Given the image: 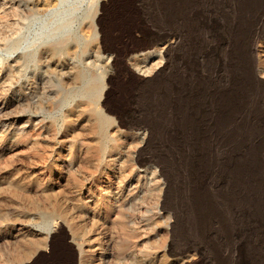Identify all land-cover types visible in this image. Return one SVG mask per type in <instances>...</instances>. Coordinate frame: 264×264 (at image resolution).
<instances>
[{"label": "rangeland", "instance_id": "rangeland-1", "mask_svg": "<svg viewBox=\"0 0 264 264\" xmlns=\"http://www.w3.org/2000/svg\"><path fill=\"white\" fill-rule=\"evenodd\" d=\"M54 4L0 0V264H264V0H85L6 47Z\"/></svg>", "mask_w": 264, "mask_h": 264}, {"label": "bare ground", "instance_id": "bare-ground-1", "mask_svg": "<svg viewBox=\"0 0 264 264\" xmlns=\"http://www.w3.org/2000/svg\"><path fill=\"white\" fill-rule=\"evenodd\" d=\"M40 1V0H39ZM48 1V0H47ZM54 1V7H53V11L51 10V12H52V14H51V16L48 18V17H44V16H39V15H41L40 13H36V14H34L33 16H32V18L29 20V22L28 23H26V26H25V29L23 28V30L22 31H20L18 34H16V36L15 37H13L10 41H9V43L7 44V48L9 49V50H13V49H17V48H20V47H23V45H28V46H30V45H32V47H33V45H37L36 47H38V46H40L41 47V45H42V42L44 43V40H45V42H48L47 40L49 39H51V40H54V42H59L60 44H62V43H66V45H67V37L68 36H70V35H73V37L74 36H76L75 34H76V32L74 31V33L73 32H71V28H72V26H73V22L75 21L74 20V16L73 15H75V13L77 12V10L80 8V5H82V3L85 1V0H53ZM88 1V0H87ZM42 2V1H41ZM52 2V1H51ZM36 3V2H35ZM91 4H92V2H90ZM52 4V3H51ZM43 5V4H42ZM44 5H46V3L44 4ZM93 5V4H92ZM31 6V5H30ZM40 6V5H39ZM50 6V5H49ZM89 6V5H88ZM37 7V6H36ZM43 7V6H42ZM46 7V6H45ZM90 8V7H89ZM89 8H88V10H89ZM95 8V7H94ZM29 9V8H28ZM38 9V8H37ZM41 9V8H40ZM46 9V8H45ZM45 9H43L44 11H45ZM85 9H87L86 7H85ZM93 9V8H92ZM42 10V11H43ZM46 11H48V9L46 10ZM79 11V10H78ZM86 11V10H85ZM95 11V10H94ZM97 11V10H96ZM95 11V12H96ZM99 11V10H98ZM41 13H43V12H41ZM45 13V12H44ZM85 13V12H84ZM45 14H47V13H45ZM92 14V13H91ZM47 16H48V14H47ZM82 16H84V14L82 15ZM82 16H80V17H82ZM77 17V16H76ZM94 17V16H93ZM88 18V17H87ZM87 20V19H86ZM77 21V20H76ZM88 21V20H87ZM12 24H16V23H12ZM23 25V24H22ZM13 27H16V26H13ZM17 28V27H16ZM75 28H77V27H75ZM73 29H74V27H73ZM16 30V29H15ZM18 30V29H17ZM78 31V30H77ZM15 33V32H14ZM78 34V33H77ZM247 34V33H246ZM11 35V34H10ZM9 35V36H10ZM79 35V34H78ZM252 37V36H251ZM8 38V37H7ZM77 38V37H76ZM75 38V39H76ZM9 39V38H8ZM82 40V39H81ZM96 40V39H95ZM72 41V40H71ZM41 42V43H40ZM70 42V41H69ZM82 42V41H81ZM92 42V41H91ZM94 42V41H93ZM92 42V43H93ZM154 42H156V41H154ZM154 42H152V44L154 43ZM48 44V43H47ZM53 44V43H52ZM151 44V45H152ZM92 45H94V44H92ZM172 45V44H171ZM170 45V46H171ZM4 46V45H3ZM62 46V45H61ZM75 46V45H74ZM36 47H34V49L36 48ZM94 47V46H93ZM150 47V46H149ZM164 47H166V46H164ZM24 48V47H23ZM43 48V47H42ZM49 48H50V46H49ZM52 48V47H51ZM37 49V48H36ZM27 50V49H26ZM29 50V49H28ZM43 50V49H42ZM41 50V51H42ZM47 50H48V48H47ZM51 50H53V49H51ZM66 50V49H65ZM8 51V50H7ZM165 51V50H164ZM68 52V51H67ZM152 52V51H151ZM168 52V51H167ZM66 53V52H65ZM33 54L34 53H32V56H33ZM36 54V53H35ZM40 55V51H38V53H37V55H35V56H39ZM61 55V54H60ZM67 56V55H66ZM47 57V56H46ZM32 58V57H31ZM71 58V57H70ZM152 65V64H151ZM157 65H158V63H157ZM157 65H155V66H157ZM76 68V67H75ZM154 67L153 66H149L147 69H145V74H147V73H152V72H154ZM157 69H158V67H157ZM76 70V69H75ZM86 71V70H85ZM88 71H90V69H88ZM75 72V71H74ZM82 72V71H81ZM88 73V72H87ZM88 74H90V73H88ZM109 74V73H108ZM109 76V75H108ZM154 76V75H153ZM76 77V76H75ZM87 77H90L89 75L87 76ZM148 77V76H147ZM84 78H85V75H83V77L81 78V84H80V86H78L77 88L76 87H74V88H76V89H73L72 91H76L79 87H81L82 88V90L84 91V93H86L89 89H91V88H93V87H95V85L93 86V84L92 83H86V82H84L83 80H84ZM256 79H258V78H256ZM255 79V80H256ZM70 80V79H69ZM87 80V79H86ZM101 80V79H100ZM152 80V76H151V78H147V79H145L143 82H141V84H143L144 82H149V81H151ZM66 81H68V80H66ZM78 81V80H77ZM102 82V81H101ZM107 82V81H106ZM106 82H105V84H106ZM258 82V81H257ZM255 83V82H254ZM68 84V83H67ZM72 84V83H71ZM73 84H75L76 85V83H73ZM99 84H100V82H99ZM74 85V86H75ZM79 85V84H78ZM101 85H102V83H101ZM107 85V84H106ZM67 86V85H66ZM69 86V85H68ZM107 87V86H106ZM100 88H101V86H100ZM68 90V89H67ZM107 90V89H106ZM69 91H71V90H69ZM69 91H67V92H64L63 94H64V97H63V100L65 99V97L67 96V94L68 93H70ZM257 91V90H256ZM76 92H78V91H76ZM100 92V91H99ZM79 93V92H78ZM80 93H82V92H80ZM107 93V92H106ZM88 94V93H87ZM92 94V93H91ZM96 94H98V93H96ZM252 94V93H251ZM260 94H261V92H260ZM74 95H76V94H74ZM63 96V95H62ZM71 96V95H70ZM77 97H78V95H76ZM83 97V96H82ZM72 98V97H71ZM83 99V98H82ZM91 99V98H90ZM260 99V98H259ZM262 99V98H261ZM99 100V99H98ZM98 100H96V101H98ZM257 100V99H256ZM263 100V99H262ZM259 101V100H258ZM261 102V101H260ZM259 102V103H260ZM79 103H81V102H79ZM85 103V102H84ZM88 103V102H87ZM90 104V103H89ZM88 104V105H89ZM78 105V104H77ZM257 105V104H256ZM79 106V105H78ZM262 107V105H260L259 104V107ZM258 107V106H257ZM258 107V108H259ZM260 107V108H261ZM91 108H93V107H91ZM261 109H263L264 110V108H261ZM260 109V110H261ZM96 111V110H95ZM98 111V110H97ZM262 112V111H261ZM261 112L259 111V115H261ZM104 114V113H103ZM98 116V115H97ZM103 116V115H102ZM128 118V117H127ZM133 118V117H132ZM99 119H101V121L104 123V122H106L107 121V118H105V117H99ZM126 119V118H125ZM135 119V118H134ZM97 120V119H96ZM129 120V119H128ZM130 120H132V119H130ZM263 121H264V119H262ZM142 121V120H141ZM262 121V122H263ZM135 122V121H134ZM125 123H127L126 121H125ZM143 123V122H142ZM141 123V124H142ZM141 124L139 125L138 124V126H136L135 127V129H141L142 128V126H141ZM149 125V124H148ZM130 126V125H129ZM132 126V125H131ZM130 126V127H131ZM145 126V125H144ZM252 127V126H251ZM148 128H150V127H148ZM154 128V127H153ZM264 128V127H263ZM131 129V128H130ZM245 129V128H244ZM147 131H148V129H147ZM246 131V130H245ZM142 132V131H141ZM143 132H144V129H143ZM152 132H154V131H152ZM109 133V132H108ZM148 133V132H147ZM150 134V133H149ZM153 135H154V133H152ZM145 136V135H144ZM104 137V136H103ZM146 137V136H145ZM109 138V137H108ZM98 139V138H97ZM104 139V138H103ZM146 139V138H145ZM251 140V139H250ZM108 143V142H107ZM109 144V143H108ZM107 144V145H108ZM244 144V143H243ZM109 146V145H108ZM244 146V145H243ZM255 147V146H254ZM107 148V147H106ZM260 149V148H259ZM105 151V150H104ZM257 153V152H256ZM242 154V153H241ZM245 154V153H244ZM252 154V153H251ZM254 154V153H253ZM259 154H261V153H259ZM244 156V155H243ZM246 156H247V154H246ZM257 156V155H256ZM261 156V155H260ZM257 157H259V156H257ZM256 157V158H257ZM254 160V159H253ZM244 161H246V160H244ZM263 161V160H262ZM248 162V161H247ZM246 162V163H247ZM144 163V162H143ZM155 163V162H154ZM241 163H242V161H241ZM245 163V162H244ZM246 163H245V165H246ZM259 163V162H258ZM162 165V164H161ZM161 165H159L160 167V171L161 172H163V165L161 166ZM261 165V164H260ZM263 165V164H262ZM242 166V165H241ZM249 166H247V168H248ZM244 168V167H243ZM246 168V167H245ZM255 169H256V167H255ZM261 170V169H260ZM253 171V170H252ZM165 172V171H164ZM255 172V171H254ZM253 172V173H254ZM258 172V171H257ZM168 173V172H167ZM242 173V172H241ZM258 174H259V172H258ZM244 175V174H243ZM247 174H245V176H246ZM242 176V175H241ZM244 176V177H245ZM247 177V176H246ZM264 178V177H263ZM201 180V179H200ZM245 180H248V179H246L245 178ZM246 185V184H245ZM245 185H242V186H245ZM247 186V185H246ZM243 189V188H242ZM262 189V188H261ZM259 190V189H258ZM243 192V191H242ZM245 192V191H244ZM248 193V192H247ZM245 194V193H244ZM166 202V201H165ZM167 203V202H166ZM164 205H165V203H164ZM178 205V204H177ZM170 206V205H169ZM244 206V205H243ZM242 206V207H243ZM180 208V207H179ZM258 212V211H257ZM131 219V218H130ZM245 223V222H244ZM58 225V224H57ZM128 225H129V223H128ZM246 225V224H245ZM53 228V227H52ZM57 228V227H56ZM247 230V229H246ZM138 231V230H137ZM50 232V231H49ZM48 232V233H49ZM141 234V233H140ZM245 234V233H244ZM50 237V236H49ZM178 252H180V251H178ZM175 253V252H174ZM177 253V252H176ZM181 253V252H180ZM130 260V259H129ZM20 261V260H19ZM186 261V260H185ZM23 264H25V263H23ZM106 264V263H105ZM125 264V263H124ZM128 264H129V262H128Z\"/></svg>", "mask_w": 264, "mask_h": 264}]
</instances>
